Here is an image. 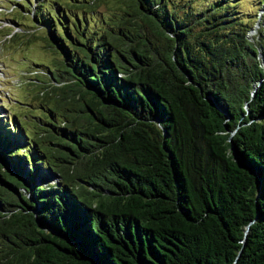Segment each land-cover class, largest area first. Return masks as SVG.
Instances as JSON below:
<instances>
[{
  "label": "trees",
  "instance_id": "16d2710c",
  "mask_svg": "<svg viewBox=\"0 0 264 264\" xmlns=\"http://www.w3.org/2000/svg\"><path fill=\"white\" fill-rule=\"evenodd\" d=\"M74 1L0 122V264H264V0Z\"/></svg>",
  "mask_w": 264,
  "mask_h": 264
},
{
  "label": "rangeland",
  "instance_id": "374dc122",
  "mask_svg": "<svg viewBox=\"0 0 264 264\" xmlns=\"http://www.w3.org/2000/svg\"><path fill=\"white\" fill-rule=\"evenodd\" d=\"M187 1L179 0V3ZM54 2L61 3L65 9L70 6V14L83 16L87 25H93V28L101 25L100 18L109 13V1L88 7L73 0H41L39 12L36 0H0V122L8 126L15 124L16 118L26 112L25 104L32 98L31 91H34V87L29 84L34 82L32 77L36 75L33 69L37 66H52L57 58L58 53L50 46L48 34L31 15L34 11L39 12L38 17L41 19L42 13L47 14L55 8ZM203 3L206 0H196L195 4ZM258 7L257 0H241L238 4L239 10L249 13L256 12ZM74 28L71 30L76 33ZM27 29L33 33H26ZM254 33L255 30L250 32L251 35Z\"/></svg>",
  "mask_w": 264,
  "mask_h": 264
}]
</instances>
